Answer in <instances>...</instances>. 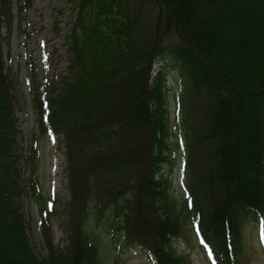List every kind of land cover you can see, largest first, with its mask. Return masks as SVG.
<instances>
[{"label": "trees", "instance_id": "16d2710c", "mask_svg": "<svg viewBox=\"0 0 264 264\" xmlns=\"http://www.w3.org/2000/svg\"><path fill=\"white\" fill-rule=\"evenodd\" d=\"M68 1L66 71L46 98L34 87L42 133L62 134L66 148L67 194L46 201L31 147L27 176L20 165L2 51L14 7L22 14L30 0H0V264H122L130 250L192 264L175 247L190 235L209 264H239L243 228H264V0ZM169 60L185 143L179 196L161 178ZM22 197L39 208L44 257L30 248ZM54 215L63 248L52 243Z\"/></svg>", "mask_w": 264, "mask_h": 264}, {"label": "rangeland", "instance_id": "374dc122", "mask_svg": "<svg viewBox=\"0 0 264 264\" xmlns=\"http://www.w3.org/2000/svg\"><path fill=\"white\" fill-rule=\"evenodd\" d=\"M26 1V0H25ZM10 35L2 47L7 73L13 85L15 115L19 129L18 141L24 151L20 161L24 176L29 172L27 151L32 148V161L40 193L46 201L64 198L67 194L66 148L62 134L49 130L42 133L33 109L35 83L42 98H46L56 82L66 71L68 54L65 36L69 33L74 11L68 0H30V7L22 14L13 9ZM5 29L2 28V31ZM166 66L165 94L168 107L167 162L161 174L167 181L168 190L174 196L185 192L184 182V140L181 133L178 105L180 94L178 73ZM29 154V153H28ZM32 164V163H30ZM22 212L26 221V235L30 248L37 257H44L46 246L40 224L37 204L30 198L22 197ZM52 243L57 248L66 245V234L60 227V218L54 215L48 223ZM243 253L239 264H264V228L254 225L243 228ZM114 242H110V248ZM175 247L189 255L192 264H209L208 257L200 250L198 243L190 235L186 241L177 240ZM116 253V249L114 250ZM122 264H152L147 256L130 250L121 256Z\"/></svg>", "mask_w": 264, "mask_h": 264}, {"label": "snow or ice", "instance_id": "6c2138e0", "mask_svg": "<svg viewBox=\"0 0 264 264\" xmlns=\"http://www.w3.org/2000/svg\"><path fill=\"white\" fill-rule=\"evenodd\" d=\"M197 234L199 235V228L197 227ZM201 243H204L203 240H201ZM207 247V245H205ZM209 254L211 255V253L209 252Z\"/></svg>", "mask_w": 264, "mask_h": 264}]
</instances>
